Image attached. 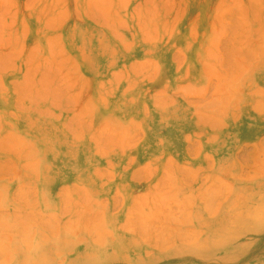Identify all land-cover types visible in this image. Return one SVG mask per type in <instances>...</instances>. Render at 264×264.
I'll return each instance as SVG.
<instances>
[{
    "label": "rangeland",
    "instance_id": "374dc122",
    "mask_svg": "<svg viewBox=\"0 0 264 264\" xmlns=\"http://www.w3.org/2000/svg\"><path fill=\"white\" fill-rule=\"evenodd\" d=\"M0 264H264V0H0Z\"/></svg>",
    "mask_w": 264,
    "mask_h": 264
},
{
    "label": "bare ground",
    "instance_id": "6f19581e",
    "mask_svg": "<svg viewBox=\"0 0 264 264\" xmlns=\"http://www.w3.org/2000/svg\"><path fill=\"white\" fill-rule=\"evenodd\" d=\"M244 216V215H243ZM252 225V224H251Z\"/></svg>",
    "mask_w": 264,
    "mask_h": 264
}]
</instances>
